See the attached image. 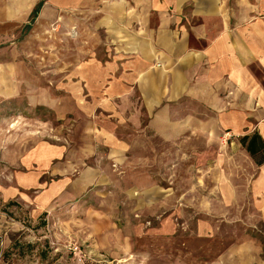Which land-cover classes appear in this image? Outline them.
Returning a JSON list of instances; mask_svg holds the SVG:
<instances>
[{
    "label": "rangeland",
    "instance_id": "rangeland-1",
    "mask_svg": "<svg viewBox=\"0 0 264 264\" xmlns=\"http://www.w3.org/2000/svg\"><path fill=\"white\" fill-rule=\"evenodd\" d=\"M91 1L71 9L80 24L64 30L51 12L57 22L0 38V264H264V217L218 198L195 163L148 149V115L127 124L105 101Z\"/></svg>",
    "mask_w": 264,
    "mask_h": 264
},
{
    "label": "crops",
    "instance_id": "crops-1",
    "mask_svg": "<svg viewBox=\"0 0 264 264\" xmlns=\"http://www.w3.org/2000/svg\"><path fill=\"white\" fill-rule=\"evenodd\" d=\"M51 1L0 0V38L25 23L57 22L51 12L65 30L80 0ZM87 9L90 24L104 28L106 55L116 56L107 71L120 76L108 72L105 101L119 107L122 122L139 127L148 115V149L171 151L173 166L195 163L218 198L264 217V0H92ZM254 135L253 155L242 139ZM146 146L121 142L122 151Z\"/></svg>",
    "mask_w": 264,
    "mask_h": 264
},
{
    "label": "trees",
    "instance_id": "trees-1",
    "mask_svg": "<svg viewBox=\"0 0 264 264\" xmlns=\"http://www.w3.org/2000/svg\"><path fill=\"white\" fill-rule=\"evenodd\" d=\"M38 11V7L35 9V14ZM258 138V136L254 135L252 137V139L250 141H248L249 137L246 136L242 139L243 144L246 146L247 150L251 153V154H255L257 153V148H259L256 143H254V141ZM6 254V253H5Z\"/></svg>",
    "mask_w": 264,
    "mask_h": 264
},
{
    "label": "bare ground",
    "instance_id": "bare-ground-1",
    "mask_svg": "<svg viewBox=\"0 0 264 264\" xmlns=\"http://www.w3.org/2000/svg\"><path fill=\"white\" fill-rule=\"evenodd\" d=\"M2 77H3V76H2ZM147 78H149V77H147ZM151 80H152V78H151ZM145 81H146V80H145ZM9 87H10V85H9ZM214 149H215V148H214ZM210 150H211V149H210ZM204 151H205V150H204ZM212 151H213V150H212ZM215 151H216V150H215ZM214 153H215V152H214ZM199 154H200V153H199ZM83 155H84V154H83ZM212 155H213V153H212ZM209 156H210V155H209ZM76 161H77V160H76ZM93 212H94V211H93ZM100 215H101V214H100ZM101 225H102V224H101ZM105 225H106V224H105ZM96 226H97V225H96ZM90 228H91V227H90ZM102 228H103V227H102ZM105 230H106V229H105ZM105 235H106V234H105ZM146 240H147V239H146ZM162 240H163V239H162ZM162 240H161V241H162ZM178 240H179V239H178ZM183 240H184V239H183ZM222 240H223V239H222ZM104 241H105V240H104ZM141 241H142V240H141ZM141 241H140V242H141ZM148 241H149V244H151L150 239H148ZM161 241H160V242H161ZM171 241H172V239H171ZM205 241H206V240H205ZM203 242H204V240H203ZM104 243H106V242H104ZM141 243H142V242H141ZM144 243H145V245H146V242H144ZM155 244H156V243H155ZM141 245H142V244H141ZM145 245H144V247H145ZM152 245H153V244H152ZM164 245H165V243H164ZM142 246H143V245H142ZM157 246H158V245H157ZM161 246H162V245H161ZM166 246H167V245H166ZM170 246H172V243H171ZM175 246H176V244H175ZM177 246H178V245H177ZM208 246H209V245H208ZM146 247H147V246H146ZM149 247H151V246H149ZM149 247H148V248H149ZM163 247H165V246H163ZM178 247H179V246H178ZM199 247H200V246H199ZM211 247H212V246H211ZM182 248H184V246H183ZM169 249H170V248H169ZM169 249L166 250V251L169 252V251H170ZM151 250H153V249H151ZM162 251H163V250H162ZM176 252H177V251H176ZM185 252H186V251H185ZM196 252H197V251H196ZM196 252H194V253H196ZM206 252H207V250H206ZM216 252H217V251H216ZM163 253H164V252H163ZM178 253H179V252H178ZM189 253H190V252H189ZM194 253H193V254H194ZM164 254H165V253H164ZM164 254H163V255H164ZM186 254H187V253H186ZM209 254H210V253H209ZM209 254H208V255H209ZM191 256H192V255H191ZM209 256H210V255H209ZM162 258H163V257H162ZM191 258H192V257H191Z\"/></svg>",
    "mask_w": 264,
    "mask_h": 264
}]
</instances>
